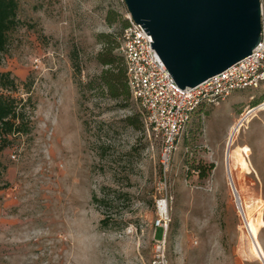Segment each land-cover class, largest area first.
Here are the masks:
<instances>
[{
	"label": "rangeland",
	"instance_id": "rangeland-1",
	"mask_svg": "<svg viewBox=\"0 0 264 264\" xmlns=\"http://www.w3.org/2000/svg\"><path fill=\"white\" fill-rule=\"evenodd\" d=\"M17 2L0 71L32 80L12 95L30 96L34 108L30 133L0 154V264H261L245 219L262 220L264 251V83L198 108L164 170L135 102L120 107L82 88L102 70L97 35L119 31L107 12L127 20L123 0ZM243 146L247 170L235 158ZM198 163L214 165L207 178L189 170Z\"/></svg>",
	"mask_w": 264,
	"mask_h": 264
},
{
	"label": "water",
	"instance_id": "water-1",
	"mask_svg": "<svg viewBox=\"0 0 264 264\" xmlns=\"http://www.w3.org/2000/svg\"><path fill=\"white\" fill-rule=\"evenodd\" d=\"M181 90L249 56L262 36L260 0H123Z\"/></svg>",
	"mask_w": 264,
	"mask_h": 264
},
{
	"label": "built area",
	"instance_id": "built-area-1",
	"mask_svg": "<svg viewBox=\"0 0 264 264\" xmlns=\"http://www.w3.org/2000/svg\"><path fill=\"white\" fill-rule=\"evenodd\" d=\"M127 21L119 52L126 67L130 97L147 132L160 143V163L167 170L178 140L198 108L219 105L234 92L258 89L264 83V37L243 60L197 86L181 90L150 47L151 36L129 15Z\"/></svg>",
	"mask_w": 264,
	"mask_h": 264
},
{
	"label": "trees",
	"instance_id": "trees-1",
	"mask_svg": "<svg viewBox=\"0 0 264 264\" xmlns=\"http://www.w3.org/2000/svg\"><path fill=\"white\" fill-rule=\"evenodd\" d=\"M17 12V0H0V65L7 51L9 33L14 31L19 25ZM106 23L109 26L118 24L119 31L114 34L99 33L97 35V40L102 44V48L95 59L102 66V70L98 75L88 80L82 88L86 91H92L95 96L100 98L117 101L120 107H126L131 97L127 85L126 67L124 59L119 52V47L122 32L127 27L128 21L123 19L116 11L109 10L106 15ZM71 60L74 72L79 73L76 57H72ZM31 86L32 80L29 78L20 81L11 72L0 71V154L11 144L13 138L18 135L28 134L31 131V113L34 108L31 97L27 96L24 98L12 95V93L18 92L21 88L28 93ZM261 98L264 99V96ZM137 118V116H135V119L129 116L126 118V122L129 126L140 130L142 124ZM213 168L214 165L212 163L208 165L198 163L197 165H191L189 170H194L198 173L200 179H205ZM2 169L3 167L0 163V189L2 188ZM94 200L104 204V199L94 197ZM100 226H107L104 218L100 220Z\"/></svg>",
	"mask_w": 264,
	"mask_h": 264
},
{
	"label": "bare ground",
	"instance_id": "bare-ground-1",
	"mask_svg": "<svg viewBox=\"0 0 264 264\" xmlns=\"http://www.w3.org/2000/svg\"><path fill=\"white\" fill-rule=\"evenodd\" d=\"M252 110H250L251 112ZM244 123L243 118L239 119L238 121H236L229 130V137H228V142H227V146L231 147V145L234 142V138L235 135L238 133V131L240 130V128L242 127V124ZM247 147L243 146L240 147L236 152H235V158L238 161L240 167L244 170L248 169V165L245 159V156H247ZM232 155L231 152L227 151L226 153V158L227 161L229 159V157ZM228 181L229 183L231 182V176L230 173L228 174ZM233 188V187H232ZM233 193L235 194V199L238 203V196L235 193V190L233 189ZM239 205V204H238ZM159 210L162 216H164L166 214V204L165 202H161L159 205ZM262 225V220L257 217L256 219H251L250 217L245 219V228L246 231L251 239V248L252 251L254 252V254L256 255V257L259 259V261L261 262V264H264V251L261 248L260 244L258 243L257 239H256V233H257V228L258 226Z\"/></svg>",
	"mask_w": 264,
	"mask_h": 264
}]
</instances>
